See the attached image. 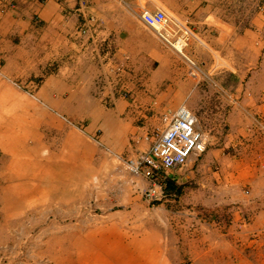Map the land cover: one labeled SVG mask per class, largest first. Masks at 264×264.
<instances>
[{"label":"crops","instance_id":"obj_1","mask_svg":"<svg viewBox=\"0 0 264 264\" xmlns=\"http://www.w3.org/2000/svg\"><path fill=\"white\" fill-rule=\"evenodd\" d=\"M143 9H161L192 30L182 53L142 21ZM186 57L199 75L188 73ZM0 85L12 88L1 99L26 101L0 114V160L11 154L10 179L18 181L0 185L2 200L20 201L52 197L58 177L111 178L114 155L141 154L173 111L214 95V124L203 114L200 124L232 139L198 168L195 160L167 173L174 207L193 214L200 251L220 240L232 264H264V0H0ZM127 178L128 192L141 194L145 180ZM94 227L75 239L79 261L145 264L149 240Z\"/></svg>","mask_w":264,"mask_h":264},{"label":"rangeland","instance_id":"obj_2","mask_svg":"<svg viewBox=\"0 0 264 264\" xmlns=\"http://www.w3.org/2000/svg\"><path fill=\"white\" fill-rule=\"evenodd\" d=\"M205 87L211 94L218 91V86ZM11 89L9 85H0L1 115L10 114L13 106L17 104H26V101L1 99L8 96ZM209 96L211 98L200 103L197 109L186 107L197 117L203 114L210 120L208 123L213 125V115L218 112L219 101L214 95ZM199 126L207 134V146L195 161L194 168L204 163L210 152L224 147L226 140L233 136L212 128H204L201 124ZM259 138L264 141V133H260ZM1 152L0 150V154ZM91 152L90 148L85 147V153ZM6 153L7 156L0 160V185L8 187L16 185L15 182L18 181L10 179L15 172L10 164L12 156L8 151ZM114 159L115 172L111 178L64 183L58 177L52 180L51 187H59L47 192L52 197L37 195L31 200L25 198L20 201L13 196H5L2 200L3 193L0 189V264H89L78 260L80 250L75 239L77 235L95 229V225L116 226L126 240L129 237L149 240L151 250L146 255L147 258L144 256L145 264H232L225 257L226 253L221 251L220 240L212 250L198 249L194 216L188 212L179 214L174 207L177 201H168L153 207L140 193L130 194L127 177L131 174L121 168L116 155ZM214 170L216 168L212 169ZM44 184L49 186L48 183ZM64 184L68 185L67 190L62 188ZM76 184L79 185L75 186ZM7 191H4V195L11 193L10 190ZM67 192H77L80 193L78 196L84 197H60ZM19 201L18 206L16 204ZM215 217L220 219L221 214H215ZM178 242L182 244L180 255L177 253ZM161 253L163 259H157L162 256ZM258 256L264 257V252ZM120 263L134 264L131 261H119L117 264Z\"/></svg>","mask_w":264,"mask_h":264},{"label":"built area","instance_id":"obj_3","mask_svg":"<svg viewBox=\"0 0 264 264\" xmlns=\"http://www.w3.org/2000/svg\"><path fill=\"white\" fill-rule=\"evenodd\" d=\"M142 21L179 53L193 37L192 30L176 18L168 17L161 9H143ZM187 58V57H186ZM188 73L199 75V65L189 58ZM198 117L182 105L170 114L166 128L157 134L147 150L135 157L116 155L121 168L145 180L141 188L143 199L151 206L178 199L175 190L168 186L167 173L198 160L207 146V134L199 126Z\"/></svg>","mask_w":264,"mask_h":264},{"label":"trees","instance_id":"obj_4","mask_svg":"<svg viewBox=\"0 0 264 264\" xmlns=\"http://www.w3.org/2000/svg\"><path fill=\"white\" fill-rule=\"evenodd\" d=\"M168 186H169V188H174L175 187L173 184L170 183V181L168 182Z\"/></svg>","mask_w":264,"mask_h":264},{"label":"bare ground","instance_id":"obj_5","mask_svg":"<svg viewBox=\"0 0 264 264\" xmlns=\"http://www.w3.org/2000/svg\"><path fill=\"white\" fill-rule=\"evenodd\" d=\"M165 128H166V127H165ZM122 248H124V247H122ZM120 250H121V248H120ZM108 252H109V251H108ZM115 255H116V253H115ZM115 255H114V256H115ZM89 256H92V255L89 254ZM114 256H113V257H114ZM116 256H118V255H116ZM124 262H125V261H124ZM82 263H83V262H82ZM86 263H89V262L86 261Z\"/></svg>","mask_w":264,"mask_h":264}]
</instances>
